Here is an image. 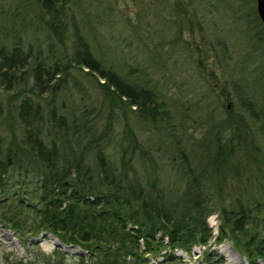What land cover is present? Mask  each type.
<instances>
[{
  "label": "trees",
  "instance_id": "16d2710c",
  "mask_svg": "<svg viewBox=\"0 0 264 264\" xmlns=\"http://www.w3.org/2000/svg\"><path fill=\"white\" fill-rule=\"evenodd\" d=\"M35 2L45 37L0 27V86L16 95L0 98V223L23 236L51 232L88 252L91 264H148L166 250L161 263L177 264L176 248L214 237L207 218L217 213L214 241H230L248 264L264 263V91L242 101L244 112L227 107L190 152L178 139L171 155L183 188L161 184L150 179L151 153L132 125L118 135L113 122L128 107L143 121L164 119L158 93L97 57L71 24L68 0ZM78 68L105 117L91 115L94 103L67 105L73 85L84 89ZM202 258L224 264L214 250Z\"/></svg>",
  "mask_w": 264,
  "mask_h": 264
},
{
  "label": "rangeland",
  "instance_id": "374dc122",
  "mask_svg": "<svg viewBox=\"0 0 264 264\" xmlns=\"http://www.w3.org/2000/svg\"><path fill=\"white\" fill-rule=\"evenodd\" d=\"M38 12L35 0H0V27L7 34L14 28L29 36L36 32L45 37L47 31ZM67 12L71 24L77 22L87 35L98 58L145 82L164 102L165 117L156 122L141 120L130 107L126 116L121 109L113 115L115 134L120 135L128 121L149 149L152 161L145 168L150 179L161 184L183 188L180 160L171 155L178 139L190 152L195 140L228 115L227 107L244 112L242 101H259L258 95L264 91V25L256 0H68ZM69 36L70 30L68 49ZM75 72L84 89L73 85L67 105L79 111L82 105L94 103L91 115L105 117V109L97 108L101 105L94 100L99 95L90 91L85 71L78 68ZM9 95L16 97L14 91L0 86L1 101H8ZM113 146L117 151L119 145ZM136 168L142 173L139 161ZM207 220L214 237L191 250L176 248L177 264H204L205 249L217 252L224 264H248L230 241H214L220 224L217 213ZM51 235L42 231L23 236L0 223V264H91L88 252L80 246ZM168 251L150 258L148 264H165L161 261Z\"/></svg>",
  "mask_w": 264,
  "mask_h": 264
},
{
  "label": "water",
  "instance_id": "95a60500",
  "mask_svg": "<svg viewBox=\"0 0 264 264\" xmlns=\"http://www.w3.org/2000/svg\"><path fill=\"white\" fill-rule=\"evenodd\" d=\"M257 13L264 25V0H256Z\"/></svg>",
  "mask_w": 264,
  "mask_h": 264
},
{
  "label": "bare ground",
  "instance_id": "6f19581e",
  "mask_svg": "<svg viewBox=\"0 0 264 264\" xmlns=\"http://www.w3.org/2000/svg\"><path fill=\"white\" fill-rule=\"evenodd\" d=\"M51 236H53V238H56L54 235H51ZM228 245V248L230 249V250H232V251H235L233 248H232V246H230L229 244H227ZM235 253L237 254V256L239 257V255H238V253L235 251Z\"/></svg>",
  "mask_w": 264,
  "mask_h": 264
}]
</instances>
